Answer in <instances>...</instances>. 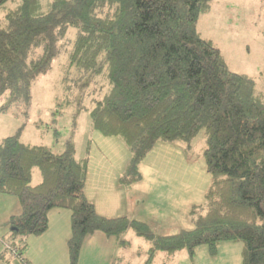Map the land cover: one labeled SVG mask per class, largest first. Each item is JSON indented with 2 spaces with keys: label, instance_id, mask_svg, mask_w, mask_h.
<instances>
[{
  "label": "trees",
  "instance_id": "16d2710c",
  "mask_svg": "<svg viewBox=\"0 0 264 264\" xmlns=\"http://www.w3.org/2000/svg\"><path fill=\"white\" fill-rule=\"evenodd\" d=\"M0 95L4 112L30 101L32 81L65 53L62 82L79 98L91 129L120 138L131 159L119 177L140 179L137 165L157 143H190L202 133L211 182L192 206L190 230L157 235L147 225L97 213L85 196L88 158L26 145L18 135L0 140V194L17 199L0 260L21 259L27 236L48 229L51 210L70 212L69 264L95 232L124 244L127 230L149 243L142 264L220 242L242 243V264H264V87L233 72L219 48L197 30L212 0H53L34 13V0H0ZM69 29L73 36L66 38ZM54 134L58 132L54 130ZM38 171L34 182V170ZM11 251L15 255H11Z\"/></svg>",
  "mask_w": 264,
  "mask_h": 264
},
{
  "label": "rangeland",
  "instance_id": "374dc122",
  "mask_svg": "<svg viewBox=\"0 0 264 264\" xmlns=\"http://www.w3.org/2000/svg\"><path fill=\"white\" fill-rule=\"evenodd\" d=\"M34 1L33 11L39 14L47 12L53 0ZM4 6L15 4L8 1L0 6V19ZM197 30L219 48L231 71L252 77L257 91L263 90L264 0H212L209 10L199 15ZM72 36L69 29L66 38ZM64 61L65 53L60 52L50 69L32 81L27 106L0 111V140L18 135L26 145H44L55 154L68 150L76 158L87 157L88 169L124 171L131 152L120 138H104L91 129L89 115L83 110L89 105L88 98H79L62 82ZM5 104V96L0 95V107ZM203 148L202 133L190 143H155L137 165L139 181L132 186L121 184L120 192L114 193L115 200L117 197L124 203L120 217L147 223L157 235L190 230L189 210L203 203L211 182ZM37 174L35 169V178ZM105 193L111 201V189ZM123 241L117 254L121 261L115 264H141L149 243L132 230L123 234ZM153 264H242V243L220 242L213 253L207 245L197 246L193 255L185 249L172 255L157 252Z\"/></svg>",
  "mask_w": 264,
  "mask_h": 264
},
{
  "label": "crops",
  "instance_id": "0c3cea01",
  "mask_svg": "<svg viewBox=\"0 0 264 264\" xmlns=\"http://www.w3.org/2000/svg\"><path fill=\"white\" fill-rule=\"evenodd\" d=\"M122 171L123 169L87 170L85 196L93 203L97 213L104 217H120L124 208V203L118 201L117 197L116 200L114 198V195L123 187L119 183ZM37 181L38 179L35 178L34 182ZM108 189L112 192L111 201L105 193ZM19 214L20 206L17 199L0 194V252L3 240L10 231V218L17 217ZM69 236L70 212L62 209L51 210L48 213V229L39 236L31 235L25 238L26 248L21 258L27 264H69L67 250ZM120 249L119 239L95 232L83 242L76 264H115L121 261L117 256ZM12 258V264H22L21 259ZM145 258L146 255L143 261ZM0 264H3L1 260Z\"/></svg>",
  "mask_w": 264,
  "mask_h": 264
},
{
  "label": "built area",
  "instance_id": "2783aa9c",
  "mask_svg": "<svg viewBox=\"0 0 264 264\" xmlns=\"http://www.w3.org/2000/svg\"><path fill=\"white\" fill-rule=\"evenodd\" d=\"M11 255H15V252L14 251H11Z\"/></svg>",
  "mask_w": 264,
  "mask_h": 264
}]
</instances>
